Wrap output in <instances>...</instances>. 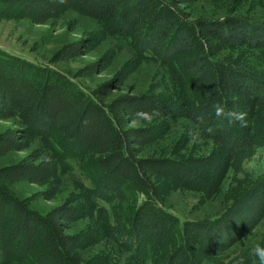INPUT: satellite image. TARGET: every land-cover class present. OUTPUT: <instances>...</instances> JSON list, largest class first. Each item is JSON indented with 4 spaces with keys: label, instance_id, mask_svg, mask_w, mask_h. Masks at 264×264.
Here are the masks:
<instances>
[{
    "label": "trees",
    "instance_id": "trees-1",
    "mask_svg": "<svg viewBox=\"0 0 264 264\" xmlns=\"http://www.w3.org/2000/svg\"><path fill=\"white\" fill-rule=\"evenodd\" d=\"M189 1L0 0V21L26 19L42 25L67 10L99 19L106 33L128 44L138 58L167 68L180 92L173 100L158 94L108 99L114 87L110 81L87 91L76 80L99 72L98 62L71 78L54 67L83 54V42L61 46L48 64L0 50V120L22 127L0 132V157L34 143H44L56 157L44 164L34 146L25 159L0 167V264H85L76 252L85 239L66 233L81 216L78 207L42 214L29 206L30 199L15 197L7 188L20 180L48 182L61 168L77 178L89 197L88 212L93 209L103 219L109 237L127 249L134 264H204L264 219L261 182L216 219L186 222L179 241L183 230L166 210L154 179L198 180L194 167L143 155L160 126L129 127L140 109L187 119L201 137L212 140L216 156L210 170L218 179L229 166L247 173L244 164L264 148V68L249 57L264 52V20L233 14L192 17L183 7ZM219 101L246 112L247 126L218 120L211 106ZM197 114L205 117L199 126ZM207 157L198 165L207 164L212 156ZM208 184L200 185L203 191L211 189Z\"/></svg>",
    "mask_w": 264,
    "mask_h": 264
},
{
    "label": "rangeland",
    "instance_id": "rangeland-1",
    "mask_svg": "<svg viewBox=\"0 0 264 264\" xmlns=\"http://www.w3.org/2000/svg\"><path fill=\"white\" fill-rule=\"evenodd\" d=\"M183 7L192 17L222 18L233 14L264 20V0H190ZM73 42H83L85 52L54 67L71 78L78 69L98 62L99 72L97 70L87 78L76 80L87 91L110 81L114 87L108 99L124 94H158L167 100L179 98L180 92L167 68L156 61L138 58L128 44L106 33L105 24L99 19L67 10L42 25L26 19L0 21V50L33 63L48 64L57 49ZM249 57L264 68V52L255 51ZM157 125L160 131L145 147L143 155L184 161L194 167L193 171L198 178L186 183H176L160 176L154 179L162 188L166 210L178 218V226L183 230H179V241L184 231L186 233V222L216 219L229 210L231 205L239 203L244 193L264 183V148L259 149L255 157L244 164L247 173L236 172L229 166L218 179L210 170L216 156L212 140L201 137L199 130L187 119L156 117L150 124L137 122L129 127L156 128ZM19 128L22 127L10 120H0V132L11 129L20 131ZM34 146L40 149L44 164L48 161L56 162V157L49 153L44 143H34L25 151L1 156L0 167L25 159ZM206 157L210 158L208 166L205 163H199L202 165L199 166L197 160ZM204 182L209 183L210 190L203 191L200 185ZM7 188L15 197L30 199L29 206L42 214L65 205L78 207L81 216L70 223L66 233L84 237L81 240H85L81 241L76 252L85 264H134L127 249L121 248L109 237L103 219L93 213V209L88 212L89 197L84 194L71 171L61 168L48 182L35 184L29 180H20L7 183ZM246 236L227 250L209 255L202 262L237 264L243 258L245 264H253L251 249L256 244L264 246V219Z\"/></svg>",
    "mask_w": 264,
    "mask_h": 264
},
{
    "label": "clouds",
    "instance_id": "clouds-1",
    "mask_svg": "<svg viewBox=\"0 0 264 264\" xmlns=\"http://www.w3.org/2000/svg\"><path fill=\"white\" fill-rule=\"evenodd\" d=\"M212 112L218 120L226 121L228 126H236L239 124L240 127H246L247 113L237 111L236 109L228 108L223 101L213 102ZM133 123L142 122L150 124L156 117L160 115L158 109L153 108L150 111L143 109L137 110L134 114ZM197 125H202L205 122L203 114H197L195 116ZM208 132L212 133L213 129L208 128ZM247 237V236H246ZM250 255L254 258L253 264H264V246L256 244L250 251ZM237 264H245L244 259L241 258L237 261Z\"/></svg>",
    "mask_w": 264,
    "mask_h": 264
}]
</instances>
